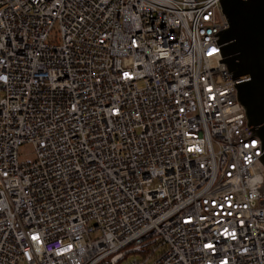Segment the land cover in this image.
I'll use <instances>...</instances> for the list:
<instances>
[{
	"label": "built area",
	"instance_id": "1",
	"mask_svg": "<svg viewBox=\"0 0 264 264\" xmlns=\"http://www.w3.org/2000/svg\"><path fill=\"white\" fill-rule=\"evenodd\" d=\"M227 27L220 0H0V264H264Z\"/></svg>",
	"mask_w": 264,
	"mask_h": 264
},
{
	"label": "water",
	"instance_id": "2",
	"mask_svg": "<svg viewBox=\"0 0 264 264\" xmlns=\"http://www.w3.org/2000/svg\"><path fill=\"white\" fill-rule=\"evenodd\" d=\"M228 27L218 30L222 62L235 79L247 125L261 142L264 166V0H220Z\"/></svg>",
	"mask_w": 264,
	"mask_h": 264
},
{
	"label": "rangeland",
	"instance_id": "3",
	"mask_svg": "<svg viewBox=\"0 0 264 264\" xmlns=\"http://www.w3.org/2000/svg\"><path fill=\"white\" fill-rule=\"evenodd\" d=\"M34 158V149L31 144H24L19 149V161L20 162H27L31 161ZM160 250H155L154 253H151L147 256L146 264H150L155 260L156 257L159 256Z\"/></svg>",
	"mask_w": 264,
	"mask_h": 264
}]
</instances>
